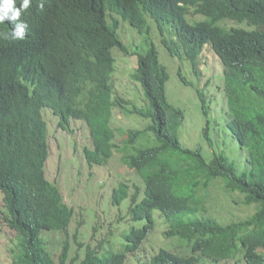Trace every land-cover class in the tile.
<instances>
[{
	"label": "trees",
	"instance_id": "trees-1",
	"mask_svg": "<svg viewBox=\"0 0 264 264\" xmlns=\"http://www.w3.org/2000/svg\"><path fill=\"white\" fill-rule=\"evenodd\" d=\"M41 3L31 16L27 41L0 38V221L17 232L12 264H129L154 230L156 211L170 224L165 235L191 243V255L161 249L141 264H200L203 257L214 263L264 264V0ZM197 15L207 20L194 21ZM146 16L157 24L169 54L179 60V78L196 91L207 118L195 148L181 141L184 111L169 100L171 76L150 41ZM119 17L145 37L144 52L139 46L132 53L138 66L131 74L143 89L144 107L115 96L113 50L127 55L132 50L120 37ZM9 29L8 21L0 24V33ZM174 31L177 44L166 35ZM207 46L224 72L201 87L199 63ZM185 62L196 82L184 75ZM217 97L223 116L212 124L211 102ZM116 108L150 124L129 130V139L118 145L111 125ZM44 109L53 111L63 129L72 119L88 123L95 144L86 149L90 164L105 166L120 150L124 164L141 177L143 194L140 187L131 194L126 183L112 192L114 206L130 199L131 219L146 223L126 236L121 251L101 255L99 247L82 261L71 259L68 228L76 211L45 176L50 144ZM215 181H222L228 194H240L242 203L254 205L256 212L227 224L207 214L203 192ZM47 232H55L49 240L56 232L64 236L59 261L43 249Z\"/></svg>",
	"mask_w": 264,
	"mask_h": 264
},
{
	"label": "rangeland",
	"instance_id": "rangeland-1",
	"mask_svg": "<svg viewBox=\"0 0 264 264\" xmlns=\"http://www.w3.org/2000/svg\"><path fill=\"white\" fill-rule=\"evenodd\" d=\"M108 15L110 16V13ZM146 18L151 27L150 41L156 45L160 61L167 67L171 76L168 87L169 100L174 106L184 111L185 120L180 133L181 141L184 146L195 148L202 141V130L206 126L207 118L203 116L196 91L186 86L179 78V60L173 58L162 44V35L157 24L150 17L146 16ZM109 19L111 18L109 17ZM121 20L120 18V37L132 50L129 55L118 49L113 50L116 58V71L113 75L115 96H119L125 101L130 100L134 106L144 107L146 98L143 89L140 83L132 79L131 74L136 71L138 66L137 56L132 53L139 46L143 48L139 52H144L145 37L135 31L129 23H123ZM205 20L207 18L202 15H197L194 19V21ZM194 21L190 18L189 22L195 24ZM223 26L230 27V24L225 23ZM166 34L176 40L174 35L168 32ZM182 66L184 75L196 82L197 79L190 63L185 62ZM199 71H201V78L198 85L201 87L205 86L209 78L217 79V77L223 76V64L208 46L200 57ZM218 81L221 82L222 78ZM209 94L213 93L209 92ZM221 102V97H217L215 102H211L209 118L212 124L215 121H222ZM126 107L132 108V106ZM43 117L49 125L51 146V157L46 167L47 177L60 187L67 204L76 211L73 223L68 230L67 239L72 248L71 259L78 257L83 260L88 249L93 250L99 247L100 252L102 251L101 255L121 251L126 244V236L133 229H140L146 223L131 219L130 199L125 200L121 206H114L112 192L120 184L126 183L131 187V194L134 193L136 187H140L143 194L145 186L141 177L124 164L123 152L120 150L115 151L114 157L106 166L90 165L85 156V149H93V138L91 130L85 122L72 120L68 125L69 129L65 130L59 127V120L51 110H43ZM149 124V120L127 114L122 109L116 108L111 122L116 132L115 142L121 145L122 142L129 139V130H143ZM204 194H206L207 208H209L207 214L212 215L219 222L227 224L232 220L244 219L256 212L254 205L247 206L242 203L243 197L240 194H228L224 190L222 181L214 182ZM3 197V194H0L1 206H4ZM155 219L154 230L142 246V250L129 257V264H141L161 249L181 256L191 255V243L178 236L167 237L165 235V232L170 229V224L161 216L160 211H156ZM51 233L55 232L44 234L43 249L59 261L64 236L58 235L60 232H56L58 234L50 237V240L53 241L51 243L48 239ZM16 234L17 232L10 229L3 219L0 221V264L13 263L12 249L15 246L13 243L16 240ZM204 258L200 264H236L231 260L214 263L210 259ZM239 264L247 263L242 261Z\"/></svg>",
	"mask_w": 264,
	"mask_h": 264
},
{
	"label": "clouds",
	"instance_id": "clouds-1",
	"mask_svg": "<svg viewBox=\"0 0 264 264\" xmlns=\"http://www.w3.org/2000/svg\"><path fill=\"white\" fill-rule=\"evenodd\" d=\"M39 1H41V7L45 4V2L47 0H0V24H3L5 21L9 22V27L10 29L7 30V32H3L0 33V38H3L5 40L7 39H12V41H16V40H25L27 41L28 39H25L26 37L29 36V33L31 32V25L32 24V20H31V16L34 12V10H36V8L38 7V3ZM17 3V5H16ZM185 16V15H184ZM184 18V17H183ZM191 24V23H190ZM33 28V25H32ZM171 35L175 36V31L174 32H170ZM167 35V34H166ZM176 37V36H175ZM169 39H172L171 37H167ZM175 40V39H172ZM177 40V38H176ZM217 57V56H216ZM138 61V60H137ZM221 61V60H220ZM222 62V61H221ZM223 64V63H222ZM224 72V71H223ZM45 110V109H44ZM50 110V109H48ZM52 111V110H51ZM53 112V111H52ZM42 117H43V111H42ZM57 117V116H55ZM44 118V117H43ZM58 118V117H57ZM59 120V118H58ZM75 120V119H72ZM71 120V121H72ZM47 122V120H45ZM70 121V122H71ZM76 121H83V120H76ZM85 122L87 125L88 123L86 121ZM48 123V122H47ZM70 124V123H69ZM68 124V125H69ZM65 126V130L69 129V127ZM89 126V125H88ZM59 127L60 126V120H59ZM62 128V127H61ZM90 128V126H89ZM48 129H49V125H48ZM91 130V128H90ZM92 134V132H91ZM49 137H50V133H49ZM93 138V136H92ZM50 144V141H49ZM93 149H95V144H94V138H93ZM50 153H51V146H50ZM85 156L86 159L88 161L87 155H86V149H85ZM51 157V156H50ZM50 160V158H49ZM48 160V162H49ZM47 162V163H48ZM89 163V162H88ZM109 163V162H108ZM107 163V164H108ZM90 164V163H89ZM90 165H96L94 164H90ZM106 166V165H105ZM47 167V165H46ZM45 167V176L46 178L52 182L48 177H47V168ZM216 182V181H215ZM53 184H56L55 182H52ZM57 185V184H56ZM58 186V185H57ZM212 186V185H211ZM59 187V186H58ZM60 188V187H59ZM63 193V192H62ZM144 193V192H143ZM204 194V192H203ZM64 195V194H63ZM206 195V194H205ZM127 200V199H126ZM67 203V202H66ZM71 207V206H70ZM73 208V207H71ZM72 223H73V219H72ZM71 226V225H70ZM70 228V227H69ZM68 228V230H69ZM91 249H88L86 252V256L87 253L90 251ZM95 250V249H93ZM103 250V249H102ZM102 252V251H101ZM100 252V253H101ZM55 258V257H54ZM77 258V257H76ZM75 259V258H74ZM82 261V260H80Z\"/></svg>",
	"mask_w": 264,
	"mask_h": 264
},
{
	"label": "bare ground",
	"instance_id": "bare-ground-1",
	"mask_svg": "<svg viewBox=\"0 0 264 264\" xmlns=\"http://www.w3.org/2000/svg\"><path fill=\"white\" fill-rule=\"evenodd\" d=\"M46 4V3H45ZM16 5H17V3H16ZM42 11H44V9L43 10H41L40 12H39V15H40V13H42ZM208 48L210 49V47L208 46ZM202 56V55H201Z\"/></svg>",
	"mask_w": 264,
	"mask_h": 264
},
{
	"label": "water",
	"instance_id": "water-1",
	"mask_svg": "<svg viewBox=\"0 0 264 264\" xmlns=\"http://www.w3.org/2000/svg\"><path fill=\"white\" fill-rule=\"evenodd\" d=\"M173 42H175L177 44V40H173ZM165 47V46H164Z\"/></svg>",
	"mask_w": 264,
	"mask_h": 264
}]
</instances>
